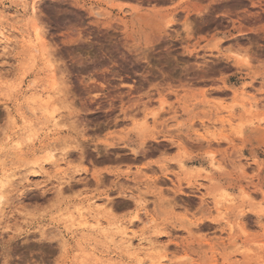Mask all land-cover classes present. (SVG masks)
I'll return each mask as SVG.
<instances>
[{
	"label": "rangeland",
	"instance_id": "obj_1",
	"mask_svg": "<svg viewBox=\"0 0 264 264\" xmlns=\"http://www.w3.org/2000/svg\"><path fill=\"white\" fill-rule=\"evenodd\" d=\"M0 35V264H264V0H0Z\"/></svg>",
	"mask_w": 264,
	"mask_h": 264
},
{
	"label": "bare ground",
	"instance_id": "obj_2",
	"mask_svg": "<svg viewBox=\"0 0 264 264\" xmlns=\"http://www.w3.org/2000/svg\"><path fill=\"white\" fill-rule=\"evenodd\" d=\"M94 7V6H93ZM37 9V7L36 6H33V11L36 13V11H38V10H36ZM95 9H97V8H95ZM95 9H93V11H94V13L95 14H97V15H99L100 13L98 12V11H96ZM38 30V29H37ZM36 30V32H38ZM39 33V32H38ZM37 33V34H38ZM1 36V35H0ZM37 38H40L39 37V35H37ZM36 38V39H37ZM41 39V38H40ZM39 39V40H40ZM0 40L2 41V39L0 38ZM38 40V39H37ZM43 40V39H42ZM40 42H41V40H40ZM35 43V42H34ZM43 45H44V42H43ZM42 46V45H41ZM33 48V47H32ZM34 49H36V48H34ZM42 49V48H41ZM46 49V48H45ZM37 51V50H36ZM44 56V55H43ZM47 59V58H46ZM50 61H48V63H49ZM50 66V65H49ZM52 66V65H51ZM50 66V67H51ZM49 95V94H48ZM36 96V95H35ZM34 96V97H35ZM38 97V96H37ZM49 97H51L50 95H49ZM30 100H33V98L31 97L30 98ZM55 106V105H54ZM47 107H45L44 109H46ZM55 108H56V106H55ZM42 109V108H41ZM40 109V110H41ZM45 111V110H44ZM46 111H47V109H46ZM50 112H52V111H50ZM52 114H53V112H52ZM33 126V125H32ZM18 142V141H17ZM53 163H55L56 165H61L62 163H65V158H61V159H58V158H55L54 160H53ZM36 172V171H35ZM9 175V174H8ZM6 176L5 175V177L3 176L2 178H0V206L1 205H3L4 206V204H5V199H6V195H7V193H8V191L6 192V190H8L9 189V184L11 185V183H9L10 181H9V176ZM12 176V175H11ZM12 182V181H11ZM9 183V184H8ZM13 186V185H12ZM8 187V188H7ZM105 203V202H104ZM2 206V207H3ZM1 208V207H0ZM120 226H122V225H120ZM44 231V230H43ZM140 241V240H139ZM142 243V242H141ZM143 244V243H142ZM139 245H141V244H139Z\"/></svg>",
	"mask_w": 264,
	"mask_h": 264
},
{
	"label": "crops",
	"instance_id": "obj_3",
	"mask_svg": "<svg viewBox=\"0 0 264 264\" xmlns=\"http://www.w3.org/2000/svg\"><path fill=\"white\" fill-rule=\"evenodd\" d=\"M180 120V119H179ZM177 145V144H176ZM176 148H177V146H176ZM175 155H176V152H174V153H172L170 156L171 157H175ZM163 180H165V179H163Z\"/></svg>",
	"mask_w": 264,
	"mask_h": 264
}]
</instances>
